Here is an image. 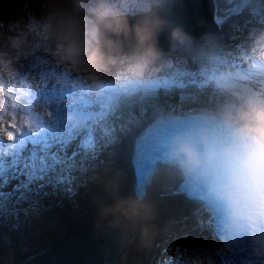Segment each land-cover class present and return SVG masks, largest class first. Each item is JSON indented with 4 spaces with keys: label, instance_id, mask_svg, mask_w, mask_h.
Instances as JSON below:
<instances>
[{
    "label": "rangeland",
    "instance_id": "374dc122",
    "mask_svg": "<svg viewBox=\"0 0 264 264\" xmlns=\"http://www.w3.org/2000/svg\"><path fill=\"white\" fill-rule=\"evenodd\" d=\"M22 6L11 16L6 17L0 21V32L4 31L6 33H13V38L10 39L13 41L15 47L12 49V56L7 63L12 64L17 68L24 69L25 67L30 68L31 62L28 60L31 55H34V40L33 36L38 33V31L42 30L41 25L44 19L42 17L43 14L48 15L49 12V4H44V0L41 1L42 4L33 3L30 7L27 6L26 0H21ZM114 7H122L123 11L126 13L127 11H134L131 13H137L146 7L140 5L136 0H128L125 2L117 3L116 0H110ZM44 5V6H42ZM85 7H87V2L85 3ZM37 9V10H36ZM128 9V10H126ZM262 9L264 10V1L262 3ZM85 15L87 13L85 12ZM230 23L232 25V33L231 40L229 42H221V41H213L211 43L204 42V39H200L197 41V48L193 51L192 46L188 48V52L195 56L194 58L188 57L183 54L182 47H174L167 54H159L157 58H146L142 59L139 56H123L117 58L116 64H107L106 69L98 75L89 76L88 72L83 70L84 64L80 63L77 65L76 61H72L71 63H65L66 66H63L60 69L51 72V74H61V80H57L58 83H61V87L66 89V92L63 94V99L55 101L53 104L56 105V109L52 113L47 107H45L44 113L48 115H44L42 119L31 118L30 111L33 110L35 100L43 103V97L41 96V92H23L22 90H18L17 92H7L5 89H1L4 98H6V102L8 105L4 104V100L0 99V126L5 128L6 135L10 141L7 148H2V154L11 155L15 152L12 151V148H20L21 151L16 153V156L11 157L8 160V165L14 166L13 169L9 168H0V174L3 175L0 178V191L8 192L11 187H13L16 180H20L24 171H31L33 169L32 162L37 159L39 164L45 163L47 160H53L50 158V154L45 155L43 153L42 156H35L43 151L50 150L55 152L57 155H69L74 152L76 148H79L78 141L89 139L93 141L95 145V150L97 152H101L100 154H104L108 156L111 167L115 166V163L118 162L119 153L124 149V139H120L118 137L111 138V140L116 141L119 145L115 149L112 147H104L105 144V136L104 134L113 128L114 117H116V113L124 106V102L129 96L136 94L139 91H143L145 94L151 92V88L162 86V92L165 94H172V88H176V90H183L184 86L186 87H194L199 91H207V86H202L205 80L209 81V76L214 78V81L210 84L213 90H216L217 87V73H214L215 69H211L208 72V77H203L204 80H183L182 77H176L175 73H173V69L176 67H183L184 70L191 72L193 67L201 64H208L209 58L207 55L215 48L216 44H220L221 48L216 50L218 53L219 67L220 73L224 71V74L229 75V71L238 64V58L235 57L233 49H231L230 45L235 43V31L234 24H237L242 32L252 33L253 31H247L246 28L242 25L241 22L231 19ZM264 23V18L260 19L257 23L252 24V28L257 25ZM264 34L258 33L257 37H263ZM91 39L90 37L88 38ZM9 40V39H8ZM40 42L44 41V38H39ZM39 51V50H38ZM252 56V52L249 53ZM257 56L259 53L256 54ZM206 56V57H205ZM247 60H242V64L246 63ZM240 64V66L242 65ZM169 67V78L162 74L164 66ZM140 66V70H138ZM70 69L76 70L77 74L82 76L85 79H88L92 87L96 90L95 96L102 94L103 85H107L108 88L111 89V85H116L118 87L120 97L118 99L109 98L104 96V98L96 101V98H92L90 100H84V105L81 103L78 104L77 108H72L69 110V107L66 106V103L73 105L76 100H78L79 95L81 93L87 94V91H84L82 88L78 89L76 94H73V90L76 87H69L65 80L71 79L76 80L79 79L80 76H69L67 71ZM116 72V75H112V72ZM129 73H133L134 81L138 84L141 81H144V86L140 90H136L135 88L126 89V94H123L120 91V87L122 81L128 79L126 76ZM169 81L175 80V84H172ZM220 79V77H218ZM13 82L16 80L11 78ZM186 84V85H183ZM205 91V92H206ZM223 93V92H222ZM224 95L227 100L234 101L238 104H241L243 101V96H239L233 93L224 92ZM230 95V96H229ZM232 96V97H231ZM158 97V96H157ZM98 108L94 110L93 108ZM58 109V111H56ZM56 114L57 117L51 118L52 124H48L49 120L46 119L48 116ZM18 117L24 120V123L30 122L32 126L35 128H39V133L33 132L31 128L26 129V135H23L21 128H19L15 122H13V118ZM75 117H81L83 120L79 122L81 125H75L76 122ZM56 119V121H54ZM58 119V120H57ZM56 125L54 128L53 125ZM79 127V128H78ZM74 132L72 130H77ZM42 129V131H40ZM55 129V132H52ZM49 130V131H48ZM42 132V133H41ZM32 134L31 137H27V135ZM45 136L43 139L42 137ZM133 135V133L127 134V140ZM43 141L46 143V150H41L37 147V143ZM103 156V155H102ZM102 156H97L96 158H92L90 161L93 163L94 167H98L100 165L99 159H102ZM57 157V156H56ZM26 161L28 163H26ZM124 165V164H123ZM110 166H108L109 169ZM123 170L127 172V168L124 165ZM112 180L117 182L113 177ZM128 187L124 186V188H119L114 191L111 198L114 199V206L110 207V201H107L108 206H102V203L99 204L95 202L92 196L90 198L86 196H75L74 204L71 203V219L69 220L70 225L80 229V230H88V231H96L101 228L106 222L118 221L120 218V214L122 211V203L126 198V194ZM124 190L123 192H121ZM92 200V207L96 211L100 212V218L102 223L98 227H91L94 223V215L92 213H88L89 206L87 205L88 201ZM112 202V201H111ZM5 205L2 203L0 208H4ZM19 206L16 205V208ZM23 208V205L20 206ZM191 210H194L191 213ZM175 210L166 208L161 213L155 212L152 213L150 210L147 211V218L141 222L138 228H133L131 231V235L127 241V245L125 243L124 250L122 251L123 255L127 254L126 251L135 250L140 258V260L147 261V257L149 258L151 253L142 254L137 250V247L146 244L150 249L156 247L154 243L149 239L148 229H153L155 233L161 234L163 233L165 237H167L165 246L170 247V252L172 254H176L177 248L183 250L185 248H189L190 244V252L193 253V243L196 242V239H200V233L203 234V230L205 228V233L208 234L209 238H211L206 226L201 223L198 219L197 222L194 220L193 216L198 217V211L192 209L191 207H182L181 210H176L175 215H168L174 212ZM159 214V215H158ZM10 219L11 223L14 224L15 231H10L5 224V221L0 219V236L5 238V241L0 245V261L5 262L4 264H12V255L17 253H28L33 250H42L51 247L54 242V238H57V235L54 234L51 238H43L41 229H46L47 227L51 228L52 224H45L46 220H43L39 215L30 212L28 216L25 214H5ZM127 215V214H126ZM110 217H112L110 219ZM107 219V220H106ZM110 219V220H109ZM98 220V219H97ZM105 220V221H104ZM9 222V220H8ZM55 224V222H54ZM90 227V229H88ZM202 231V232H201ZM91 234V233H90ZM134 236V239L131 237ZM36 239V244L32 242ZM12 243H14V247H12ZM15 243H19L20 246H16ZM164 245L160 247L161 251L164 248ZM206 246L203 245L200 248L204 251ZM32 248V250H30ZM7 251L4 253V250ZM204 254V253H202ZM157 264L159 263V257ZM189 257V256H188ZM190 258V257H189ZM153 264H156V260H153Z\"/></svg>",
    "mask_w": 264,
    "mask_h": 264
},
{
    "label": "clouds",
    "instance_id": "9594fccd",
    "mask_svg": "<svg viewBox=\"0 0 264 264\" xmlns=\"http://www.w3.org/2000/svg\"><path fill=\"white\" fill-rule=\"evenodd\" d=\"M48 4L43 38L53 49L58 63L86 64L90 77L101 74L107 64L117 63L116 56L104 51L103 40L107 32L117 35L129 32L123 11L110 0H48ZM156 27V21L145 19L133 29L136 55L142 59L155 54ZM172 35L176 37L178 33L174 31ZM257 39L264 42V37ZM14 47L12 40L0 45V61L4 62L0 76L4 78L12 74L13 65L7 62ZM222 123L223 141L205 135L198 144L190 137L177 136L168 149L169 162L189 172L211 174L215 164L227 157L237 171L264 174V96L252 95L240 105L228 107Z\"/></svg>",
    "mask_w": 264,
    "mask_h": 264
},
{
    "label": "bare ground",
    "instance_id": "6f19581e",
    "mask_svg": "<svg viewBox=\"0 0 264 264\" xmlns=\"http://www.w3.org/2000/svg\"><path fill=\"white\" fill-rule=\"evenodd\" d=\"M117 3H122L125 2V4L128 2V0H116ZM152 2V1H149ZM120 10H122V7H117ZM128 10V9H126ZM42 17L44 19L47 18L46 14H43ZM46 23V20L43 21L41 28H43L44 24ZM253 32L251 34H247L242 32L238 26L235 25V43L231 45V49H233L235 57L238 58V65L242 64V60H247L250 61L251 57L248 54V52H252L253 56L259 53L260 55H264V42L261 40H256V36L258 33L264 34V24L263 25H257L253 27ZM44 33L42 30L38 31L35 36H33L34 40V55H31V57L28 58L31 62V67H25L24 69L22 68H17L13 66L12 74L8 76L7 78H4L3 76H0V99L4 100V104L8 105V102H6V98H4V95L1 92V89H5L7 92H17L19 89L22 90L23 92H41V96H57L58 93H63L65 90L61 87V83H58L57 80H61L62 75L61 74H51V72H54L57 69L62 68L63 66H66L65 63H58L55 59V55L53 53V49L51 46L44 40L43 42L39 41V38H43ZM264 37V36H263ZM13 38V33H6L4 31L0 32V45L4 44L8 39ZM258 38V37H257ZM220 48V45L215 46V48ZM39 50V51H38ZM125 56V55H123ZM207 58H209L208 64H201L199 63L198 65L193 67V70L191 72H188L184 70L183 67H176L173 69V73H175L176 77H182L183 80H204L203 77H208V72L211 69H215L214 73L216 74L218 70H220L219 67V61L218 59V53L214 50V52H210L207 55ZM3 61H0V67L3 66ZM253 67L256 66V63H252ZM164 66L162 74L169 78V67ZM140 70V66L138 68ZM67 74L69 76H80L77 74L75 68L70 69L67 71ZM112 75H116V72H112ZM264 75V71L262 72ZM217 75V74H216ZM128 77L127 80L122 81V85L120 87V90H126L130 88H135L136 90H140L144 86V81H141L140 84L136 83L134 81L133 73H129L126 75ZM11 78H14L16 81L13 82ZM213 78L212 76H209V81L210 79ZM208 80L203 82L202 86H209L211 83ZM168 82L175 84V80L169 81ZM65 83L68 84L69 87H76L73 90V94H76L78 92L79 88H82L84 91H87V94L84 95L82 99H80V103L82 106L84 105V100H90L95 97V92L96 90L94 87H92L91 82L88 79L83 78L80 76V81L79 79L76 80H65ZM160 86V84H159ZM245 88H252L251 85L248 83L246 84ZM188 90V89H186ZM103 91L104 93L107 94V97L109 98H118V87L116 85H111V89L107 87V85H103ZM194 92H198L195 88L193 89ZM247 91V89H246ZM151 92H154V90L151 89ZM246 96H248L250 93H245ZM258 96H264V94H260ZM52 102H55L52 100ZM35 106L33 110L30 111V116L31 118L35 117L38 119H42L44 115H48L44 113L45 111V105L42 102H39L38 100H35L32 102ZM66 106L69 107V110H72V108H76L75 104L71 105L69 103H66ZM48 109L53 113L54 109L56 108L55 104H48L47 105ZM96 108H93L96 110ZM57 117L56 114L48 116L46 119L51 120V118ZM116 118H120L118 116L114 117L113 121L114 123L116 122ZM58 120V119H57ZM76 122L74 123L75 125H81L79 122L80 120H83L81 117H75ZM15 122V124L21 128L23 135H26V129L29 127L33 130L35 133H39V128H35L32 126L30 122L24 123V120L18 117L13 118L12 120ZM56 121V119L54 120ZM79 128V127H78ZM77 130H72L74 132L78 131ZM42 131V129H40ZM49 131V130H48ZM52 132H55V129H53ZM42 133V132H41ZM32 134L27 135V137H31ZM10 143L7 135H6V130L5 128L0 126V153L2 148H6L8 144ZM40 144L45 147L44 143ZM21 149H18V152H20ZM103 155V154H101ZM85 162L87 164V168L93 170L94 165L91 164L89 161ZM0 167L2 169L4 168H11V165H8V160L4 157H0ZM13 168V167H12ZM100 168V165L98 166ZM3 175L0 174V178H2ZM122 190L121 192H123ZM65 200V199H64ZM63 200V201H64ZM66 202V201H65ZM150 202V200H149ZM63 203V202H62ZM71 201L67 203L66 209H69L71 206ZM62 205V204H61ZM122 211L120 214V218L118 221H111V222H106L102 227V229H106V231H111L117 233V236L120 241L121 249L119 251V254L122 252L125 243L127 244V241L131 235V231L134 227H137L140 225V223L147 218L146 216V209L145 206H133L131 202L127 200H123L122 203ZM65 207V206H64ZM127 214V215H126ZM67 220L68 217L66 215L64 216ZM202 232V231H201ZM81 234H86V235H91L90 231L88 230H82ZM159 236V234L157 235ZM2 240L5 241V238L0 236V245L3 242ZM193 243V253L190 252V244L188 245L189 248H185L183 250H180V248H177L176 254H172L170 252V247L167 246L166 251L167 254L166 256L171 260L173 264H214V262L211 259V253L213 251H216V248L218 245L214 241V239L211 237L209 238L208 234L205 233L203 230V234L200 233V239H196V242ZM205 245L206 247L204 248V251L201 246ZM161 249L159 248V254L161 256H164L165 253L164 251H160ZM7 251V249L4 250V253ZM204 253V254H202ZM190 258H189V257ZM118 260V255L115 259V262ZM118 264H121V261H117ZM5 263V262H4ZM3 262L0 261V264H4ZM124 264V262L122 263Z\"/></svg>",
    "mask_w": 264,
    "mask_h": 264
},
{
    "label": "water",
    "instance_id": "95a60500",
    "mask_svg": "<svg viewBox=\"0 0 264 264\" xmlns=\"http://www.w3.org/2000/svg\"><path fill=\"white\" fill-rule=\"evenodd\" d=\"M213 14L212 0H191L186 6L153 7L148 13L126 15L129 32L126 35L107 32L103 40L104 51L116 57L126 53L137 57L133 29L147 19L157 22L154 33L155 54H167L173 47H180L198 41L204 35L216 33ZM192 20L196 23L203 21L207 29L199 31L191 26ZM174 31L178 33L176 37L172 35ZM107 232L112 237L102 229L94 235L68 232L57 239L51 250L37 254L23 264H112L120 249V241L117 233Z\"/></svg>",
    "mask_w": 264,
    "mask_h": 264
},
{
    "label": "trees",
    "instance_id": "16d2710c",
    "mask_svg": "<svg viewBox=\"0 0 264 264\" xmlns=\"http://www.w3.org/2000/svg\"><path fill=\"white\" fill-rule=\"evenodd\" d=\"M26 1L27 6L29 7L33 3H35L36 6L37 4H42V2L38 0ZM44 1L45 5L48 4V0ZM219 1L220 5L224 6L225 3L222 0ZM21 6V0H0V21L13 15ZM220 38L222 39L223 36ZM85 68V70L88 71L86 65ZM115 129L119 132L118 134L120 136L125 135L123 132L125 127L121 124H116ZM110 133L105 135V138L108 140H110V136H112ZM109 144L110 142H107V145ZM105 173L106 171L100 168V173L92 177H87L84 173V168L80 159L78 156H73L71 159H66L64 161L58 160L52 165H48V172L43 171L40 177L41 179L36 177L40 181L38 183H36L37 179H34L33 176L27 174L26 180H24L22 184L23 187H18L19 194H16V199L24 205L21 213L33 212L37 215H41L44 219L48 220V224L55 220L61 223L64 220L66 205H68L67 203L70 201H75L74 196L77 197L81 195L90 198L94 194H101V200H103L104 195L102 194V186L107 189L109 195L112 193L110 187V185H112V181L108 179V175H105ZM116 178H118V176H116ZM118 186L119 185H116V187ZM8 198L9 196L7 195L6 198H1V200L7 204L9 201ZM88 203L90 204L91 201ZM91 210L97 215V211L94 208ZM91 210H89L90 213ZM57 230L59 229L57 228ZM45 235H51V232L47 231ZM150 236L154 235L151 234ZM140 250L142 253H148L147 249L144 247ZM23 257L25 256H22V258ZM22 258H16L15 264H19ZM130 263L143 264V261H140V258L138 254H136L135 250L130 252Z\"/></svg>",
    "mask_w": 264,
    "mask_h": 264
}]
</instances>
